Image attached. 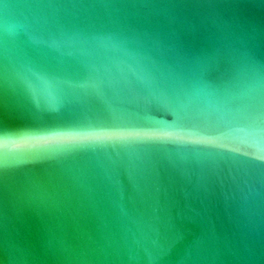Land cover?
I'll use <instances>...</instances> for the list:
<instances>
[{"label":"water","instance_id":"95a60500","mask_svg":"<svg viewBox=\"0 0 264 264\" xmlns=\"http://www.w3.org/2000/svg\"><path fill=\"white\" fill-rule=\"evenodd\" d=\"M0 264H264V0H0Z\"/></svg>","mask_w":264,"mask_h":264},{"label":"snow or ice","instance_id":"6c2138e0","mask_svg":"<svg viewBox=\"0 0 264 264\" xmlns=\"http://www.w3.org/2000/svg\"><path fill=\"white\" fill-rule=\"evenodd\" d=\"M106 135L109 136L114 142H154L160 139V137L141 134L140 132L132 129L117 130L107 133Z\"/></svg>","mask_w":264,"mask_h":264}]
</instances>
